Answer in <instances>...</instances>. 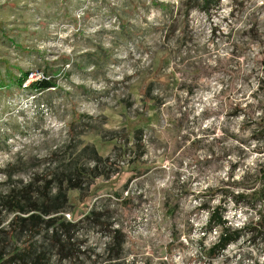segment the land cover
Here are the masks:
<instances>
[{
	"label": "rangeland",
	"instance_id": "1",
	"mask_svg": "<svg viewBox=\"0 0 264 264\" xmlns=\"http://www.w3.org/2000/svg\"><path fill=\"white\" fill-rule=\"evenodd\" d=\"M194 4L0 0V195L69 163L92 168L90 148L108 160L67 192L75 252L0 208L5 262L29 244L42 264L121 262L106 251L116 229L124 264L264 263L260 237L204 258L218 231L200 207L238 228L254 215L228 192L264 188V0ZM17 69L30 74L22 88L8 79ZM43 74L56 88L29 90Z\"/></svg>",
	"mask_w": 264,
	"mask_h": 264
},
{
	"label": "trees",
	"instance_id": "2",
	"mask_svg": "<svg viewBox=\"0 0 264 264\" xmlns=\"http://www.w3.org/2000/svg\"><path fill=\"white\" fill-rule=\"evenodd\" d=\"M190 1H194L196 4L190 6L189 10L195 7V5L208 10L210 7H218L220 2V0ZM189 10L186 14L189 13ZM9 69L11 68L9 67ZM8 72L10 84H16L18 88L24 87V83L30 75L28 72H22L17 69L20 75L17 78L13 76L10 70ZM41 76L39 80L30 83L28 86L29 90L45 92L51 88H56L57 85L53 78L47 77L44 74ZM260 127L262 133H264V123ZM136 133H139V131ZM85 151L87 150L80 151L76 160H79L80 154ZM89 151L92 168L78 166L76 163H69L64 169L61 167V171L57 169L56 171L48 172L39 180L35 179L32 183L22 188L13 187L5 195H0V208L7 214L13 215L11 224L20 230L28 231L30 236L39 235L44 232L49 237V240L54 245H57L61 251L65 246L72 249L74 244L72 242L73 236L70 232L75 229L76 224L70 223L63 218V214L66 212V207L69 203L67 192L71 190L79 191L83 185L87 186L89 178L94 179L103 176V173L99 170V165L102 162H108L107 159H102L93 148H90ZM36 183H40V186L37 187ZM253 189L251 187L245 188V191H238L237 193L234 191L228 192V196L231 198L234 206L246 207L254 215L251 218L249 217L238 228H233L231 225H228V221L224 218L221 207L212 210L204 204L200 205L203 210L206 209L209 212L205 230L213 232L217 229L218 231L215 242L207 249L203 248L201 250L204 258L214 259L226 251L228 247L235 245L239 241L246 242L248 240L255 243L259 237L264 239V211H262L264 209V188L258 190ZM249 190L252 191L247 192ZM167 209L170 215L174 214V208L168 206ZM2 210L0 209V213ZM102 216L101 213L91 210L85 216V220H91L95 225H101L100 219ZM112 234L106 251L115 253V256L111 260L121 261L114 264H124V257L122 256V248L120 245L123 242L121 240L118 241L121 237L120 232L114 229L112 230ZM2 249L0 248V260L4 261V251ZM72 251L74 250L72 249ZM42 253L43 251L36 252V250H32V245L29 244L23 251L15 254L14 257L16 260L14 259L13 261L9 257L10 259L6 260V262L4 261V264H11V262H17L18 264H42V261H44Z\"/></svg>",
	"mask_w": 264,
	"mask_h": 264
},
{
	"label": "built area",
	"instance_id": "3",
	"mask_svg": "<svg viewBox=\"0 0 264 264\" xmlns=\"http://www.w3.org/2000/svg\"><path fill=\"white\" fill-rule=\"evenodd\" d=\"M30 77L32 78L33 76H30ZM38 77H39V79H40L42 76H38ZM39 79H37V80H39ZM29 80H30V79H29ZM29 80H28V81H29ZM37 80H36V81H37ZM65 217H66L67 219H69V215H68V214H65Z\"/></svg>",
	"mask_w": 264,
	"mask_h": 264
}]
</instances>
